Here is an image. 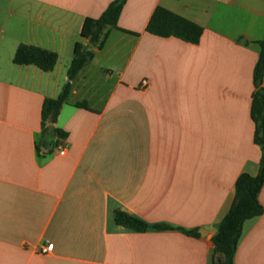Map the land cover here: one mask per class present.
Masks as SVG:
<instances>
[{"label":"crops","instance_id":"0c3cea01","mask_svg":"<svg viewBox=\"0 0 264 264\" xmlns=\"http://www.w3.org/2000/svg\"><path fill=\"white\" fill-rule=\"evenodd\" d=\"M114 1L0 0V264H214L236 182L259 173L264 0H126L98 49L83 24ZM158 7L201 26V41L148 33ZM77 43L94 58L53 125L65 137L41 154L43 103L62 93ZM22 45L57 54L53 71L16 64ZM118 211L150 228L117 225ZM235 264H264V215L244 224Z\"/></svg>","mask_w":264,"mask_h":264},{"label":"trees","instance_id":"16d2710c","mask_svg":"<svg viewBox=\"0 0 264 264\" xmlns=\"http://www.w3.org/2000/svg\"><path fill=\"white\" fill-rule=\"evenodd\" d=\"M126 0H115L97 19L87 18L83 24L81 38L91 45L102 49L109 37V27H117ZM147 32L161 38H177L191 44H198L203 36V28L194 22L181 17L163 7H158L147 26ZM261 53L254 70L255 93L252 99L251 117L255 123V143L261 147L262 159L259 173L256 177L242 174L236 182L235 197L232 206L218 226V232L213 238L215 245L214 264H235L239 241L242 237L244 224L264 215V207L259 201L260 192L264 186V40L260 42ZM94 58V53L86 51L82 44L75 46V56L68 71V82L57 99H46L42 108V142L38 151L50 147V139L55 136L65 137V134L53 128L57 123L62 107L67 103L71 93V83L79 72ZM15 63L18 65H34L44 72L55 68L58 56L53 52L40 48L22 45L18 48ZM85 106V105H81ZM117 225L136 232H146L150 226L142 220L116 212ZM156 230H169V226L156 225ZM199 236V230L186 232Z\"/></svg>","mask_w":264,"mask_h":264},{"label":"built area","instance_id":"2783aa9c","mask_svg":"<svg viewBox=\"0 0 264 264\" xmlns=\"http://www.w3.org/2000/svg\"><path fill=\"white\" fill-rule=\"evenodd\" d=\"M147 86H148V81L147 80H143L141 82L140 88L144 89ZM46 153H48V149L43 148L42 151H41V154H46ZM53 153L55 155H57V156L63 157L65 155H67V146L64 143H59V144H57L55 146V148L53 150ZM53 249H54V245L53 244H48L47 246H44L41 249V253L43 255H48V254L53 252Z\"/></svg>","mask_w":264,"mask_h":264},{"label":"water","instance_id":"95a60500","mask_svg":"<svg viewBox=\"0 0 264 264\" xmlns=\"http://www.w3.org/2000/svg\"><path fill=\"white\" fill-rule=\"evenodd\" d=\"M201 234H202V235H205V232H204V231H201Z\"/></svg>","mask_w":264,"mask_h":264}]
</instances>
